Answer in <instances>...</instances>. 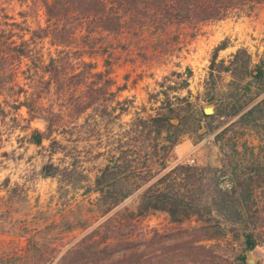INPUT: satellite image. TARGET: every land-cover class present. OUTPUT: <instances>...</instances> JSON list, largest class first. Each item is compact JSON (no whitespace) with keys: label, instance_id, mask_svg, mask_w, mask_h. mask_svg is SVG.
Masks as SVG:
<instances>
[{"label":"trees","instance_id":"1","mask_svg":"<svg viewBox=\"0 0 264 264\" xmlns=\"http://www.w3.org/2000/svg\"><path fill=\"white\" fill-rule=\"evenodd\" d=\"M34 1L44 10L45 25L30 30L28 38L22 35L15 37L13 31L2 28L0 23V95H5L16 85L18 69L27 60L26 68L21 73L29 72L30 75H24L26 87L19 86L24 94L19 105L25 106L28 114L25 118V128L29 129L27 141L43 147L42 141L49 140V148H44L48 158L42 162L38 173L43 177H56L58 197L66 196L67 186L75 187V182L86 180L87 175L78 170L76 162L66 161L67 145L52 134L64 125L70 110L80 115L95 101L81 103L78 95L74 103L64 106L50 104L42 107L41 102L38 106L43 96L54 92L64 97L70 92L68 89L72 80H75L73 86L76 87L70 89L73 90L71 93L77 92L88 76H93L97 81L105 77L99 88L94 90L106 93L113 82L112 64L107 58L111 55L108 49L111 41L106 39L108 36H120L123 43L119 45L127 48L130 46L128 35L149 32L152 35L150 38L155 36L160 44L161 34L171 26L220 20L232 11L238 15L250 14L256 5L264 2ZM45 38L55 47L54 52L47 53V57L31 47ZM157 42L153 49L158 47ZM227 45L223 41L214 52ZM215 53L211 70L215 64ZM102 55L106 56V69L96 71L97 63L86 58L94 59ZM239 57L245 58L243 63H240L242 58ZM29 63L35 67L31 68ZM219 63L222 66L223 60ZM229 63V66H222L218 70L231 73L232 90L217 99L219 103L214 114H205L202 110L197 112L198 124L205 121L208 132L230 120L215 134L220 166L194 165L182 161L171 164L165 157L155 167L157 140L164 134L166 145L162 147L167 149L166 152L177 142L179 126L173 125L171 118L182 116L185 109L181 103L187 100L186 97H174L177 101L171 102L169 91H162L164 99L153 113L137 115L127 123L128 128L120 134L91 189L100 193L96 204L99 202L102 205L101 216L135 195L134 206L127 219L114 220L118 215L111 214L91 229V225L84 227L85 233L68 246H61L54 239L40 242L41 249L38 253L36 249L30 251L29 259L40 262L43 255L51 250L48 264H249L245 261V254L259 246L262 242L260 238L264 236V56L253 63L251 55L240 48L232 54ZM209 75L212 76V71ZM253 83H256V90L249 96ZM214 99L213 95L205 98L206 101ZM67 104L71 107H67ZM0 112L2 116L4 111L1 106ZM101 113L110 114L107 105H104ZM34 120L42 121L44 129L30 128L29 124ZM214 121L217 123L214 124ZM241 128L253 131L262 146L234 141L230 134H235ZM122 138L125 140L122 141ZM139 141L153 143L141 144L137 149L135 144ZM143 150L144 160L141 162L142 169H139L137 166ZM57 152L63 153L59 162L52 160ZM156 174L160 175L142 190H139L141 185L129 187L135 178L147 182ZM2 185L8 200L23 186L18 182L10 186L8 178L3 180ZM155 212L166 213L169 221L177 225L162 233L153 231L149 237H146V233L130 235V219ZM191 219L196 223L183 226L185 221ZM256 264H264V261L258 260Z\"/></svg>","mask_w":264,"mask_h":264},{"label":"rangeland","instance_id":"2","mask_svg":"<svg viewBox=\"0 0 264 264\" xmlns=\"http://www.w3.org/2000/svg\"><path fill=\"white\" fill-rule=\"evenodd\" d=\"M0 23L2 28L13 31L15 37L22 35L28 38L30 30L45 25V14L43 8L34 0H0ZM128 36L130 46L127 48L119 45L123 43L120 36L106 37L111 41V47L108 48L111 55L107 58L112 64L113 81L106 93L94 90L99 88L105 77L98 78L97 81L93 76H88L86 81L81 82L77 92L71 93L73 90L70 89L76 87L73 86L75 80H72L68 89L70 92L64 97L53 92L38 101V106L41 102L42 107L50 104L60 107L59 105L74 103L78 95L81 97V103L95 101L80 115H75L76 111L70 110L64 119V125L52 134L67 145L66 161L76 162L78 170L87 175L86 180L75 182V187L67 186L66 196L58 197L56 177H43L38 173L40 165L48 158V152L44 148L48 147L49 140L42 141L43 147L27 141L29 129L25 128V118L28 114L26 107L19 105L24 98L19 86L25 88L24 75H30L29 72L24 75L21 73V70L26 68L27 60H24L25 64L18 69L16 85L7 90L5 95H0V106L4 111L2 116L0 112V264H48L51 250L43 255L40 262L29 259L30 251L36 249L38 253L41 249L40 242L54 239L59 245L68 246L85 233L84 227L91 225V229L111 214L118 215L114 220L127 219L134 206L135 195L101 216L102 205L99 202L96 204L100 193L91 189L120 134L128 128L127 123L137 115L146 116L153 113L164 99L162 91H169L171 102L177 101L174 97H186L187 100L181 103L185 109L182 116L171 118V123L179 126L177 142L166 152L167 149L162 147L166 145L164 134L157 140L155 167L165 157L171 164L182 161L194 165H221L219 150L214 141L215 134L230 120L208 132L205 121L198 124L197 112L208 103L216 104L217 108V99L232 90L231 73L218 70L222 66H229L232 54L240 48L245 49L251 55L253 63L264 56V2L256 5L250 14L238 15L232 11L220 20L171 26L161 34L160 44L155 36L150 38L152 35L149 32ZM223 41L228 45L215 53L216 46ZM156 42L158 47L153 49ZM31 47L43 52L44 57H47L48 52H54L55 48L49 44L47 38L37 41L36 45L32 44ZM214 53L215 64L211 70ZM105 57L102 55L86 60L97 63L96 71H104ZM239 59L240 63L245 60L244 57ZM221 60L222 66L219 63ZM29 64L31 68L35 67L32 63ZM210 71L212 76L209 75ZM243 83L244 81L241 82ZM255 85L256 83L251 85L249 96L254 94ZM211 95L215 99L206 101L205 98ZM187 101L190 103L187 104ZM69 105L67 104V107ZM104 105H107L110 114L101 113ZM29 127L43 130L44 124L40 120H34ZM230 136H233V140L238 144L247 141L248 145L262 146L256 134L248 129H237L235 134ZM124 140L125 138H122V141ZM148 143L153 141H139L135 145L139 149L141 144ZM143 152L144 150L137 166L139 169H142L140 167L144 160ZM62 156L63 153L57 152L52 156V160L59 162ZM187 159L193 161L187 162ZM159 175L156 174L147 182L135 178L129 187L141 185L139 190H142ZM5 178L9 179L10 186L15 182L23 185L12 194L11 200L6 197V190L2 185ZM195 223L191 219L185 221L183 226ZM176 225L169 221L166 213L155 212L145 217L130 219L129 231L130 235L146 233V237H149L153 231L162 233ZM262 234L264 235V230ZM260 240L263 242L264 236H261ZM262 242L253 250L247 251L257 262L264 261Z\"/></svg>","mask_w":264,"mask_h":264},{"label":"water","instance_id":"3","mask_svg":"<svg viewBox=\"0 0 264 264\" xmlns=\"http://www.w3.org/2000/svg\"><path fill=\"white\" fill-rule=\"evenodd\" d=\"M215 108H216V104L208 103L202 107V111L205 114H214ZM174 121H176V119H174ZM247 254L248 255L246 256L245 261L249 264H255L257 262V260L255 258H253L252 256H250L249 253H247Z\"/></svg>","mask_w":264,"mask_h":264},{"label":"built area","instance_id":"4","mask_svg":"<svg viewBox=\"0 0 264 264\" xmlns=\"http://www.w3.org/2000/svg\"><path fill=\"white\" fill-rule=\"evenodd\" d=\"M193 160L192 159H187V162H192Z\"/></svg>","mask_w":264,"mask_h":264}]
</instances>
